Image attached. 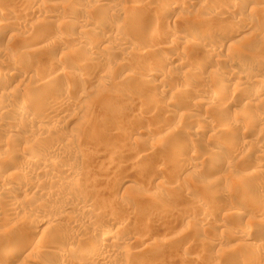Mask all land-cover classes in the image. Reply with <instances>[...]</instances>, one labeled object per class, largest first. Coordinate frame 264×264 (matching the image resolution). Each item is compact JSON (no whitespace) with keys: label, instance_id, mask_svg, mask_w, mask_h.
Returning a JSON list of instances; mask_svg holds the SVG:
<instances>
[{"label":"bare ground","instance_id":"bare-ground-1","mask_svg":"<svg viewBox=\"0 0 264 264\" xmlns=\"http://www.w3.org/2000/svg\"><path fill=\"white\" fill-rule=\"evenodd\" d=\"M19 1L21 3L25 2L24 5H22L23 7L18 9L19 10L18 13L20 12L21 14V16L19 17L20 20H14L15 18H13V15H16V14L12 15L11 13H9L11 8L8 9L6 13V9L4 8L5 9L4 10L0 7V43L4 42L6 37H8V40H9V41L7 40L8 43L6 42L7 44L4 47H3L4 43L3 45L1 44L2 46H0V131L2 132V134L1 132L0 134L3 135V133H6L5 131H8L10 133L9 140L2 141V138L0 140V192H1V195H0V229H4L7 227H8L7 229H9L10 225H8L9 221H7V219L10 220V223H11L12 219L16 218V221L14 220L16 225L14 224V227L12 225H11L12 227H10L11 229L10 235H13V236L14 234L20 235V233L18 232H21V233L26 232L24 234L26 236L28 231L29 232L31 231L33 235L36 237L37 233H42L41 235L42 237L41 236L40 237L42 238V241L43 239H45L44 240L45 242H43L45 244L41 243V238H40L37 240V242L34 245L31 244L28 247H24L22 245L23 239H21L23 236L18 235V237H21L20 238L21 240H18L16 237L9 236L11 239V242L7 243L3 250L0 248V264L10 263L13 258H18V257L20 258L21 256H24L23 258L24 259L26 258L28 260V257H25V255L26 254L29 255V253L31 254V252L33 251L35 252L39 251V253L44 254L45 257L48 258L47 262L43 261V263H40V264H131L132 261L135 262L136 264H145L142 258L145 257L144 255L147 254V251L150 248V246L147 245L148 243L145 246L149 248L143 247L145 249L144 250L141 247L142 245L140 244L141 249H136V251L134 250L135 253H132V252L130 253V250L127 249L128 246L126 245V243L128 244L132 240H134L133 239L134 237L132 238V236H134V230L131 229L129 226L131 221L132 223L134 222L133 224H136L135 219L140 218L141 220V218H143L145 222L144 218H147L146 220L147 223L150 225L153 224L151 226H154L158 222L157 214L159 215L161 214V212L163 213L165 212L166 216L168 214H171V211L168 209V206L167 208L166 207L160 208V206L157 205L158 202L160 203V204L158 203L159 205H161V203L164 202L163 201L165 197L163 196L164 194L163 195L160 194L161 198L163 197L162 200L160 199L159 195H155V194L154 195L149 194L148 196L144 195L142 197L141 196L140 197L130 196L131 198L128 196L130 201L129 199L125 200L126 197L121 198L122 200L120 198H119L120 200L118 199L119 203L121 201H122L121 203H124L121 205L122 207L115 205L117 207L116 208L113 205V203H116V202H117L116 204H118V201H116L118 196L115 195L114 192L112 193L111 186L110 187H108V185L106 186L105 183L108 182L107 180L111 176L113 178L115 173L118 172L116 170L122 171V170H126V168H130L133 172H136V174H138L137 175L138 177L139 175L141 176L142 173H145L143 170L144 168L143 164H146V162L153 161L154 155H156V151L159 149L158 146L154 145L153 148L147 149L142 153L138 162L134 160L135 158L130 161L129 159H127L128 161L125 162L126 158L124 157V154H123L124 153L123 148L127 147V145L126 146H120V145L116 146V145H113L112 141L111 143H107L106 139L108 138L105 139L107 135H110V137H112L114 135H117L118 132H121L123 130L122 129L123 126L121 125L125 124L123 122L126 120V118L124 120L123 115H121L122 113L121 114L118 113V116L116 119L117 121H115L114 125L110 126V123L105 122L106 118L103 119L104 116L102 117L96 116L98 118L97 120L93 119L95 117L90 116L91 117L90 119L89 114L87 113H89L92 107H95V106H90L91 108L88 107L90 110L87 108L89 110L88 112H86L87 117H84L85 115L82 114L84 115L82 117L85 119H82L80 114L74 113V115H78L77 116L78 119H82L83 121L89 117L86 120L87 122L85 121L86 124H84L86 130H83L81 128L82 129V130L80 129L81 131H77L78 129H76V132L74 131L73 132H63L59 129L60 128L59 126H62L61 124H65L66 121L67 122L69 121L68 119H71V117H75V116H72V113L69 114V111L71 110V108L74 109L75 107L77 108L81 106L80 103L85 100L86 94L88 93H86L87 90L84 89L85 87L84 84L87 83L88 85L90 80L92 81L93 78L94 80L98 79V81L99 79L101 81H105L107 78H109L108 77L109 72L107 71V68L109 69L110 68L109 65H112V64H109L111 62V59H110V62L108 63V60H106L107 58L103 57L102 54L103 52L110 51V49L113 48L111 46H113L114 44L117 45L116 47H114V50L115 51L117 50V53L119 52L123 54V56L126 55L127 57L124 56L123 58H120V60L117 63H114L116 67H113L114 66L113 64L112 66L113 71L110 68V70L113 72V75L115 76L119 74V70H121L122 73L121 75L120 74L118 75L119 78L117 79L116 82L114 83L112 82L110 86L108 85L109 88L106 87L107 88L106 91L105 89H103L105 92L104 91L103 92L99 91L98 93L96 92L97 94H100V100L103 101L104 99V103L107 102L108 100H114L111 98H113V96L115 97V94H116L115 92L117 90V87H119L120 84H121L120 86H122V84L125 85L126 83H131L132 86H134L135 88L133 92L134 96L136 95L138 97L140 96L146 97V100H145L146 103H145V106H143L144 110L142 111L147 113L148 109L151 106H153V104L155 103L154 100L156 97L155 98L152 97L153 95L152 89H147L146 91H144L145 92L144 93L143 92L144 87L147 88L148 86H151L153 88V85H154L155 86L154 88L156 89L157 87L167 88L169 86V90L171 91L170 88L172 87L170 86H173V85L172 84L170 85V82H169L170 75L177 76V79H178L177 81H179V84L178 85L176 84L177 86H174L177 88V90H175L173 93L171 92L172 94H175L174 98H178V96L180 98V96H182L183 99L185 98L187 100V105H188V101L192 102V105L189 102L188 106L190 108H195L196 106L198 107L202 106L200 107V108H204V110L202 111L207 110L205 111L207 113H208V110H211L213 112L211 114H214L213 117L216 116V118L214 119L218 118L217 124L214 123L216 122V120H213L212 122L211 118L206 117L204 114H195V113L189 114V111L188 110L186 111L188 112L187 114L188 117L190 115L189 118H191L193 121L203 124L202 126L204 127V129L205 128L210 129L211 131L214 130L215 135H217V137L220 136L219 140L217 142H214V144H217L216 146L210 147L209 151L208 150L205 151L206 149L202 150V151H205L204 154L203 152H201V150H199L201 154L198 153L197 149L199 148L196 149L199 143L194 148L189 147L190 149H188V152L187 153L185 152L186 154H188L186 155L187 157L185 156L188 159L183 158L185 159L186 166L183 169L182 173L180 172L182 176L189 177V175L191 174L194 175L198 169L206 166L207 167L206 171L208 173L210 172V176L211 177L216 176L215 182H217L218 180L223 181L224 179L225 181H227L226 184H228L231 182V180L230 182H228V179H230L229 177L231 175V170H232L231 168L234 167L240 170L236 174L237 178H239L238 180L240 179L248 180V178H252V175L254 173L253 176L257 178V180L255 178H252L251 180L254 179V184H255V180L257 181L255 184L256 185L255 187L261 189L263 186L264 188V181H262L263 179L260 176V174L264 173V140L262 139L264 137L263 136L264 132L262 133V131H264V126H263L264 114L258 113L260 111L257 109L255 110L258 104H261V102L264 103V74L257 75L258 69H256V67L259 64H261L262 66L264 64L260 63V61L262 60L260 59L258 60L256 57L253 56L255 53L251 55L250 52L252 51L253 48L250 46H253L254 42L253 44H251L252 42L250 41V43L247 45L249 41H247L246 39L248 36L249 38L248 40H252L253 37L258 35L256 37L261 38V39L263 38V41H264V35L263 37L261 35L264 33L262 32V30L264 29V0H255L256 5L250 6V7H248L249 3L248 1L246 2V0H217V1L214 0L213 1L214 3L211 1V3H213L214 5L211 4L210 2L207 3L208 1L206 2L205 0L204 1L202 0L203 3H200L201 4L200 6H199V3L196 2L195 0H149V2L147 0H134L133 2H131L132 0H128L130 6L127 4L128 2H126V0H97V3H93V5L90 4L91 2L89 3V0H19ZM19 1H18V4L20 3ZM146 1L148 4L150 3L151 5L149 6L146 3ZM109 2L110 4H107ZM130 2L132 4H130ZM88 3L92 6H95V7L97 6V8L99 6V9L101 7L100 10L106 9V11H104L106 13L100 11L102 13L98 14L96 12V14H93L92 12L93 10L91 12L90 11L85 12L86 10L84 11V8L86 7ZM142 3L145 5V7L147 6L146 8L152 6L154 9L158 11L157 13L160 12L159 13L160 15L162 14L167 19L169 18V20H171L176 14L182 17V20H183V17L185 16L190 17L191 16L190 10L187 12H183V10H181V12L183 13L181 12L178 13L177 10L179 9L185 10L187 8H191V5L193 6L194 4L195 6L196 4L198 5L197 6L198 9L196 11H198L199 16L202 15L200 13L204 11L205 13L209 15L211 14V16H214V18L215 17L228 18L231 15L235 14L234 13L235 10L243 9V11H241V14H243L242 12L245 13L248 11L246 14L249 18H247L246 15L243 14L244 16L243 15L242 16L244 18H241L242 17L241 16L239 17L238 21L234 22V20H232L233 17H235L234 15L231 18V20L234 23L231 21L232 24L229 25V27L226 26V28H224L222 31L219 30L221 35L214 36L215 38L213 39H210L207 36L209 38L208 39L204 36L197 35V32L194 35L183 29H179V30L178 29L172 30V29H166V28L161 29V27H164L166 25L164 24L166 23L165 21L164 22L161 21L162 24L161 23L159 24L160 28L158 30L157 28L156 29L155 28L146 29L145 25L141 22L143 19L142 20H138L140 18L137 19V16L142 17L141 13L137 12L138 7H140ZM126 4L129 6L128 7L129 9L127 8ZM0 6H1V3H0ZM141 6L143 7V5ZM146 8H143V9H146ZM156 10H153V11H156ZM16 12H17L16 9L14 12L12 11V13H16ZM106 14L112 17L117 16L119 17V19L121 18L123 22L121 21V22L112 24L113 21L112 22L109 21L108 16ZM150 14L151 13H149V15ZM17 16H19V14ZM17 16H14V17L17 18ZM40 16L43 18H39ZM255 16L260 17V25L257 24L258 26L253 25L254 23L252 24L253 21L256 22V20H253ZM29 17H31V19H29ZM34 17L35 19H33ZM203 17L205 19V16ZM204 19H202L203 22L205 20L207 22V19L205 20ZM250 19L253 21L251 22ZM194 22L192 26L193 25L197 26L198 21L197 23H194ZM257 22H259V20ZM159 25L156 24L157 27ZM259 26L262 28L260 29ZM130 28L135 30V32L137 30L136 33L140 32V34L136 35V33L133 31L134 35L136 36V37L133 36L134 38H137V36H140V37L144 36L148 38L150 43L148 42V45L146 47L147 49L146 48L144 49V46H143L144 50H140V48L134 47V45L133 47L131 46L132 44L129 43L131 40H129V42L127 41L128 38L131 37L130 35H128L130 34L128 33ZM198 28H201V27H198ZM252 28H257L258 30L260 29L262 33L260 32L261 34L259 33L257 34L256 29H254L252 30L256 33L254 35V32L250 30ZM104 30L106 32H104ZM202 30L200 31L202 32ZM249 30L252 33L248 32L250 34H245L241 38H238L239 34L242 35L243 33H246ZM205 31L207 32V30ZM79 32H81L82 35ZM133 32L131 34H133ZM77 33L80 34L79 35L80 37L77 36L78 35ZM206 35L208 34L206 33ZM216 35H218V33ZM249 36H252L251 39ZM133 37H131L130 39H132L134 42ZM159 39L163 41L164 39H167L166 42L164 43H168V42L170 43L169 45L168 44L165 45L169 49L170 53L167 52L166 55H163L165 53H163L162 55H160L161 53L160 54L158 53L160 50L157 51V49L160 48V46L161 48L162 46H164L162 44L163 42L159 41ZM138 42H137V45L139 44ZM42 43L44 44V46ZM109 43H112V45ZM40 44H42V46H40ZM141 44L143 45V42ZM65 45L67 48H70V49L67 51H63V52L61 50V53L58 54L57 51L59 49L66 48V47H63ZM179 45L181 47L180 48L181 50H178ZM262 45L264 46V44ZM176 46H178V49L177 48L175 49ZM256 47H254V49H256ZM259 48L262 49V51L264 52L263 50L264 47L259 45L257 49ZM199 52L202 55H199ZM263 52L261 53L263 54ZM156 53H158V56H156L157 55ZM224 53L230 54V56L229 54H227V56H229L228 59L225 58L228 60L227 61L228 64L231 67L232 65H239L240 67H242L241 71L235 72L233 69H230V67L229 69H226L223 66L225 64L223 62L224 61L226 62V60L222 62V65L218 66L220 60H222L221 59L222 55L223 56L225 55ZM134 54H137V55L141 54L140 56L141 58L143 57L142 55H144V57L145 55L151 56L152 57L151 60L154 57V59L156 58L155 59L156 65L155 64L154 66L152 65L150 69H147V68L145 69V67L147 66L149 67V64L146 65L144 64V62L139 63L138 65L134 63L133 66H131L133 62H131L130 58L133 57L132 55ZM248 54H250L252 57H249L250 55L248 56ZM199 56H202L203 59L205 58L207 60L206 61L201 60V59L197 60ZM243 58L248 59V62L241 63L243 61ZM172 60H175V62H177L178 64H175L174 67L172 66V68H169V70L167 71L168 72L167 74V72L164 69L165 68L164 65L165 63L170 64ZM134 66H135V69L133 68ZM216 66H218V68L222 66L226 69L225 71L223 68V70L225 71L223 72L226 73L225 75L226 77L224 75H220L223 72L219 73L218 72L219 70L216 68L218 70L217 75L218 76L220 75V76L219 77L217 76L218 77L217 79L214 78L215 76L213 73H215L216 75V69H215ZM131 69L132 71H130ZM136 69H138V71H135ZM139 70H145L146 73H142L143 71L140 73ZM93 72L95 74H92ZM164 73L167 75H165ZM211 75L214 77H212ZM63 76H67V77L63 79ZM208 76H210L211 79L213 78V80L218 81L216 84L217 86L213 90V92H210L209 91L210 89H208L209 87L202 83L204 82L206 84L204 79L207 78ZM210 77H209V80H210ZM155 78H157V81L155 80ZM232 78L236 80V84L238 85L237 87H243L242 90H238L239 94H240V91H243V92H246L245 96H242L241 95L242 93L240 94L241 96L238 94L237 96L233 94L235 92L237 93V89H238L237 87L236 88L234 87L236 91L234 90L232 91L233 95L230 93L231 91L229 92L228 89H227L228 91L225 89L226 86L227 88L229 87L232 88L231 86H233L232 85L233 83H230V81L233 82ZM193 81L199 82L198 87L196 84V87L198 88V90L197 88L195 90L198 92H195L192 89ZM215 83L213 84L215 85ZM13 84L15 85L13 86ZM191 89H192V92H195V94L191 93ZM223 89L226 90L225 93L222 91ZM190 94H193V99L191 98V100H190V97L192 96ZM188 95H190L189 98H188ZM121 96L123 95L121 94ZM169 97L172 98L170 95ZM162 99L163 97L161 98V101H163ZM238 99H241V100H238ZM100 100H99V103L101 102ZM242 100L244 101L246 100L245 105L247 106V108L248 106L251 107L252 110H254L253 112L254 113L257 112L258 114L256 113L257 115L254 114L255 115L254 116L252 113L248 112L249 114H246V115L243 114L242 117L240 116L239 118H230L228 115L231 113L232 105L234 103H238V102L240 103V101ZM158 101H159V98H158ZM111 105L112 104H110V106ZM188 106L185 105L184 107H188ZM247 108H246V111H247ZM263 110H264V107H263ZM92 112L94 114L93 110ZM91 114L92 113H90V115ZM100 114H102V112ZM125 116H128V115H125ZM77 117L75 118L77 119ZM132 117L129 118L131 120H127V123H128V124L126 123L127 126L126 124L124 126L128 127L126 131H128V129L130 130V128H133L131 130H133L132 133H134V131L136 132L138 131L137 130L138 128L134 129V127L136 126L135 123L138 118H136V115L133 118ZM183 118H186V116ZM247 128H250V129L252 128L251 130L253 131L254 129L256 131L261 129V132H256V131L252 132L250 130L251 132L247 133L246 132ZM147 129L146 131L144 129V132H148L150 130V128L148 127ZM91 130L93 132H91ZM192 130H190V132ZM200 130L201 131H198L196 129V131L191 133L197 140L201 139V137L204 136L203 128ZM144 132H137V134L142 135ZM166 133L163 135H166ZM257 133L258 135L255 136V134ZM167 134L170 135V133H167ZM236 135H238V139H240L241 142L239 141V143H236L238 145H235V143L232 144L233 142L231 141L232 145H229L230 139L233 137H236ZM259 136L262 138H260ZM96 137L98 139L97 142H95L96 139L94 140V138ZM163 137H162V140L164 141ZM166 137H168V135H166L165 138ZM251 137H254V138L250 139ZM168 138H166L165 141ZM5 139L6 138H3V140ZM238 139L236 141H238ZM144 140H147V139H144ZM107 141L110 142V140H107ZM140 141L142 142L143 140H140ZM239 144L244 148L248 147L250 149V150L247 149L248 151L244 150L246 153L248 152L247 154H250V151L252 149L253 155H255L254 159L256 160L258 158L260 159L261 168L258 166L259 165L258 162L257 163L255 162L254 165L250 163L251 165L255 166V167L252 166L253 168L251 167V165L242 164L241 160H243L245 156L243 153L245 152H238V151H243L241 149L239 150V148L237 147V146H240ZM200 149H202V147ZM134 151H136V149ZM129 152H133V151H129ZM129 152H128V156H130L131 154ZM179 153H175V156L173 153L172 154L173 157L171 156V158L173 160L176 158L177 160V156ZM104 154H106L107 159L109 160L108 162L106 161L105 163L106 167L105 165L102 166V164H104L103 161L105 159ZM125 156L127 157V155ZM171 158H170V161H172ZM254 159H249V160L252 161ZM183 165H185V163ZM249 166L251 167V169L248 168ZM162 171L163 170H161V172ZM180 173L178 176L176 175L174 177L176 179L174 181L183 180V179H180V177L182 178ZM219 175L221 176L219 177ZM106 177L107 178L109 177V178L106 179ZM178 178L180 180H178ZM105 179L107 182L103 181ZM140 180L139 179L136 181L129 180L126 182H133L139 185V183H141ZM222 181L220 183H222ZM14 183H15V186H13ZM34 183H37L38 186L36 187V184L34 186ZM251 183L253 184V181L250 182V185H248L249 188L251 186ZM40 185L41 186L43 185L44 187L42 186V188L40 189L39 188ZM212 185L210 186L212 187ZM221 185H224V183ZM205 186H208V185H205ZM203 188L205 189V187ZM263 188L261 189V192L258 194H256L257 192H259L258 189L257 190L255 189L257 191L255 193L254 191L251 192L247 188L248 192L250 191L251 193H249L247 196L248 200L247 199L246 200L248 202H246V204L247 203L248 205L252 204L253 207L251 206V208L255 209V211L251 209L253 212L252 214L254 215V216L252 215L253 217L251 216L252 219H250L251 217L249 216L250 221L248 222H250L249 223L250 227L246 228V226H244L245 228L241 227L240 229L238 228L234 230L230 229L231 231L230 230L227 231V232L230 231L232 233L231 235L235 236L234 238L238 237L243 242V243H240L242 245L241 250L244 249V251L246 252L250 251L251 253L253 251V252H256L257 254H260L259 257L257 258L250 256L251 258L252 257L254 258V262H255V259H257V262L256 263L252 262V264L253 263L254 264H264V189ZM227 189L228 187L226 188V190ZM6 190H8V192L11 191L15 193L17 196L19 195L21 196L24 193L27 195V193L30 192L31 199L30 197H28V200H27V198L25 197L26 195L24 194L22 196L25 199L22 198L20 200L16 195L15 197H12L10 195L11 193H9V197H8L9 201L5 203L6 201H4V198L6 194L4 191ZM236 190L240 191L238 189ZM228 191L229 190H227L226 192L230 196L231 194L229 193L231 190L229 192ZM105 193L106 195L104 196ZM213 193L214 192H212L211 194ZM34 194L36 197H37V194L38 195L40 194L42 196L40 198L39 197L36 198L34 196L36 198L35 199L33 197ZM101 195L104 197H101ZM222 195L223 197L225 195L228 196L226 193L224 195L223 192H222ZM58 198H61L60 200L62 199L68 200L67 204H65L64 206V209L69 210V211L77 210L80 213L79 215H76L77 217L75 216L72 219L70 218L71 222L69 221L66 228L63 227L64 230H62L63 229L62 228L61 231H58L59 230L58 228L65 225V224L61 225L63 223L61 222L60 224L61 226L57 228V232L50 233L52 230L50 231L48 228V230L50 231L48 232L47 227L51 226L52 222H54L55 220H58L59 218H55L54 215L48 211L49 210L48 207L50 204H48L47 202L48 201L54 202ZM230 198L232 197H229V199ZM234 198L239 204H242L243 202L241 201L242 198L233 197V200ZM60 200L58 201L60 202ZM160 200L162 202H160ZM2 201H4L5 204ZM229 201L230 203L232 202L231 200ZM201 202L203 201L201 200ZM201 202L198 200V201H195L194 203L196 204V206H200L202 204ZM222 202L224 204V200L221 201V203ZM216 204H218L219 206L220 201ZM226 204L227 203H225L224 206ZM163 205L165 204H162V206ZM147 206L151 207L150 210H152V208H158L159 211L155 212V214L153 215L151 211L150 212L151 214L147 215V213L145 212V207ZM122 208H124V210H121ZM125 208L131 214H129ZM240 208H237V206L229 207L228 205L227 209H225L226 212L223 215V217L227 218L228 220L231 219V220H236V221L242 218L245 219L248 213L246 209H243V208L240 209ZM213 210L214 209H212V211ZM36 212H39L40 215H42L41 216L42 218L40 221L36 219L33 222V220H31V216H33L34 213L36 214ZM208 212H211V211H208ZM54 214L57 215V213H54ZM175 214L178 215L177 213ZM209 214L210 213L205 214L206 217L202 215L203 218L202 217L198 218L199 215L196 218V217H193L192 215L186 214L187 216H183L181 218H182V221L183 220L186 221L189 226L193 225L192 227L196 226L197 228V227H200L201 225V229H203L204 228L203 225L205 224L206 225L211 224V226H214V224L212 225V223L213 221H216L217 219V216L215 214H210L212 216H210ZM58 215L60 216V214ZM164 215L161 214V216H164ZM156 216H157V219H156ZM10 217H12V219H10ZM62 218L63 217L61 216L60 219ZM32 219H35V218L32 217ZM29 220H31V222ZM66 220L68 221V219ZM147 223L145 222V225H147ZM45 224H47L46 225L47 231H45V229L43 228ZM215 226L218 227L219 225L217 224ZM144 228L147 229L149 227H144ZM206 228L208 227L206 226ZM215 228L213 227V229ZM7 229L5 230V232H7ZM15 230L18 232H16ZM149 232H152V231H149ZM148 235L149 234H147V236ZM31 237L32 236H30V238ZM215 237L216 236H214V238ZM205 246H208V245H205ZM186 256L188 258V255ZM29 258H30V255H29ZM24 262L25 260H23V263ZM27 264H29V262Z\"/></svg>","mask_w":264,"mask_h":264},{"label":"rangeland","instance_id":"rangeland-1","mask_svg":"<svg viewBox=\"0 0 264 264\" xmlns=\"http://www.w3.org/2000/svg\"><path fill=\"white\" fill-rule=\"evenodd\" d=\"M19 1V0H18ZM18 1L17 0H0V3H1V8L2 9H6V13H7V11H8V9H10V12L9 13H11L12 15L13 14H16V15H13V18H15L14 20H20V16H21V14H20V12L18 13V9L19 8H22L23 6L22 5H24V3L25 2H20L19 4H18ZM134 0H132L131 2H133ZM148 2H149V0H147ZM147 1H146V3H147ZM196 2H198L199 3V6L201 5L200 3H203V1L202 0H195ZM200 1V2H199ZM202 1V2H201ZM207 3H211V1L213 2L214 0H205ZM215 1H217V0H215ZM248 1V7H250V6H254V5H256V3H255V0H252V1H250V0H246V2ZM91 2V3H90ZM126 2H128L127 4L129 5V1L128 0H126ZM130 2V4H132ZM16 3V4H15ZM71 3V2H70ZM69 3V4H70ZM89 3L90 4H92L93 5V3H97V0H89ZM87 4L86 5V7L84 8V11L85 12H87V11H92L93 12V14H96V12L98 13V14H100V13H102V12H104V11H106V9H102V10H100L101 9V7H100V9H99V6H98V8H97V6L95 7V6H92V5H90V4ZM145 3V2H144ZM145 3V4H146ZM214 3V2H213ZM213 3H211V4H213ZM252 3V4H251ZM72 4V3H71ZM70 4V5H71ZM107 4H110V2L109 3H107ZM126 4V5H127ZM148 4V3H147ZM146 4V5H147ZM17 5V6H16ZM127 5V8L130 6H128ZM141 5H143V7L141 6ZM140 5V7H138V11L137 12H139V13H141V15H142V17H140V16H137V19L138 18H140V19H138V20H142L141 22L145 25V28L146 29H151V28H157V30L160 28V23L162 24V22H166V23H164V24H166L164 27H161V29L162 28H166V29H174V30H179V29H183V30H186V31H188L189 33H191V34H194L195 35V33L197 32V35H200V36H204V37H206V38H210V39H213V38H215L214 36H219V35H221L220 34V32H219V30L220 31H222L224 28H226V26L227 27H229V25H231L232 24V20H234V22L235 21H238L239 20V17H241L243 14L244 15H246V17L247 18H249L248 16H247V10H245V11H247V12H242L243 14H241V11H243V9L241 10V9H238V10H235V17H233L234 15H231L230 17H228V18H218V17H215L214 18V16H211V14L209 15V14H207V13H205L204 11H202V13H200V14H202V15H200L199 16V14H198V11H196L197 9H198V5L196 4V6H195V4L192 6L191 5V8H187V9H179V10H177V12L179 13V12H181V10H183V12H187V11H191L190 12V17H183V20H182V17H180V16H178L177 14L176 15H174V17L171 19V20H169V18L167 19L165 16H163L162 14V16L159 14V13H157L158 11L156 10V9H154L152 6L151 7H148V8H146L145 7V5L142 3ZM149 6L151 5L150 3L148 4ZM214 5V4H213ZM3 6H5V7H3ZM7 7V8H6ZM9 7V8H8ZM18 7V8H17ZM107 7V6H106ZM105 7V8H106ZM142 7V8H141ZM193 7H194V9H193ZM14 8V9H13ZM140 8V9H139ZM143 8H146V9H143ZM4 9V10H5ZM15 9H16V13H12V11L14 12L15 11ZM129 9V8H128ZM142 9V10H141ZM145 10V11H144ZM152 10V11H151ZM153 10H156V11H153ZM100 11H102V12H100ZM142 11V12H141ZM199 11H201V10H199ZM237 11V12H236ZM183 12H181V13H183ZM195 12H196V14L198 15H196L195 14ZM240 12V13H239ZM19 14V16H17L18 14ZM104 13H106V12H104ZM149 13H151L150 15H149ZM159 14V15H158ZM203 14H205V15H203ZM207 14V15H206ZM237 14V15H236ZM241 14V15H240ZM107 16H108V19H109V21H113L112 22V24L113 23H117V22H123V20L120 18L119 19V17H112V16H109L108 14H106ZM149 15V16H148ZM243 15V16H244ZM14 16H17V18L16 17H14ZM154 16V17H153ZM197 16V17H196ZM203 16H205V19H207V22H206V20L204 19V17ZM241 17V18H244V17ZM111 17V18H110ZM149 19H148V18ZM159 17V18H158ZM199 17V18H198ZM201 17V18H200ZM213 17V18H212ZM233 17V19L231 20V18ZM237 17V18H236ZM245 17V18H246ZM256 17V16H255ZM255 17H254V19L253 18H251V19H253V20H256V22L259 20V22H255V21H253V20H251V22H252V24L253 25H256V26H258V25H260V17L259 16H257L256 17V19H255ZM28 18V17H27ZM39 18H43V17H39ZM38 18V19H39ZM158 18V19H157ZM186 18V19H185ZM192 18V19H191ZM29 19H31V17H29ZM33 19H35V17L33 18ZM37 19V18H36ZM111 19V20H110ZM191 19V20H190ZM199 19V20H198ZM202 19H204L205 21L203 22V20ZM212 19V20H211ZM230 19V20H229ZM258 19V20H257ZM68 20H70V19H68ZM125 20V19H124ZM160 20V21H159ZM198 21V23H197V21ZM211 20V21H210ZM143 21H145V22H143ZM162 21V22H161ZM194 21H196V22H194ZM209 21V22H208ZM232 21V22H231ZM190 22V23H189ZM192 22V23H191ZM193 22L194 23H197L198 25L197 26H195V25H193L192 26V24H193ZM200 22V23H199ZM231 22V23H230ZM233 22V23H234ZM147 23V24H146ZM149 23V24H148ZM176 23V24H175ZM154 24V25H153ZM156 24L157 25H159L158 27L156 26ZM200 24V25H199ZM211 24V25H210ZM258 24V25H257ZM170 25V26H169ZM191 25V26H190ZM150 26H152V27H150ZM167 26V27H166ZM174 26V27H173ZM176 26V27H175ZM181 26V27H180ZM170 27V28H169ZM180 27V28H179ZM198 27H201V28H198ZM255 27V26H254ZM260 27V26H259ZM259 27H257V28H259ZM221 28V29H220ZM257 28H252V29H250L251 31L252 30H254V29H256V31H257V34L259 33V34H261L262 32H264L263 30H262V32H261V28L262 27H260V31L257 29ZM202 30V32L200 31V30ZM107 30V29H106ZM131 30V31H130ZM193 30V31H192ZM199 30V31H198ZM205 30H207V32L205 31ZM247 31L246 33H243L242 35L241 34H239V37L238 38H241L242 36H244L245 34H250V33H252V32H254V31ZM135 32V30H133L132 28H130L129 29V32L128 33H130V34H128V35H130L131 37H133V36H135L134 35V32ZM214 31H215V33H214ZM104 32H106L105 30H104ZM133 32V34H131ZM136 32H137V30H136ZM135 32V33H136ZM139 32V31H138ZM248 32H250V33H248ZM261 32V33H260ZM80 34H81V32H79ZM79 33H77L78 35L77 36H79L80 34ZM199 33V34H198ZM203 33V34H202ZM206 33L208 34V35H206ZM218 33V35H216ZM137 34H140V32L139 33H136V35ZM256 33L254 32V35H255ZM82 35V34H81ZM127 35V36H128ZM253 35V36H254ZM262 35V37H263V35H264V33L263 34H261ZM129 36V37H130ZM143 36V35H142ZM208 36V37H207ZM211 36V37H210ZM256 36H258V35H256ZM255 36V37H256ZM80 37V36H79ZM130 37V38H131ZM136 37V36H135ZM250 37V39H251V37L252 36H249ZM255 37H253L252 38V40H248L249 38H248V36H247V41H249L248 43H247V45L250 43V41L252 42L251 44H253V42H254V44H253V46H250V47H252L253 49H252V51L250 52L251 53V55H253L254 53V57H256L258 60L260 59V60H262V61H260V63H262V64H264V52L262 51V49H257L258 47H259V45H261L262 47H264L262 44H264V41H263V38L261 39V38H258V37H256V39H255ZM7 38V39H6ZM5 38V41L4 42H2V43H0V46H2L3 45V43H4V45H3V47L8 43V37H6ZM130 38H128V42H129V40H131L129 43L130 44H132L131 46L133 47V45H134V47H137V48H140V50H144L146 47H147V45H148V42H149V40H148V38H146V37H140V36H137V38H134L133 37V39H134V42H133V40L132 39H130ZM140 38V39H139ZM208 38V39H209ZM10 39V38H9ZM137 41H136V40ZM147 39V40H146ZM8 40V41H7ZM140 40V41H139ZM144 40H145V42H144ZM166 40L167 39H164V41L163 40H160L159 39V41H162L163 43V45L164 46H162V48H161V46H160V48H158L157 49V51L158 50H160L158 53L160 54V55H162L163 53H165V54H163V55H166L167 54V52L168 53H170V51H169V49L167 48V46H165V45H169L170 43L168 42V43H164V42H166ZM257 40V41H256ZM259 40V41H258ZM139 41V42H138ZM244 41V40H243ZM260 41H262V42H260ZM7 42V43H6ZM137 42L139 43L138 45H137ZM143 42V45L141 44ZM147 42V43H146ZM255 42H256V44H255ZM15 43V42H14ZM146 43V44H145ZM150 43V42H149ZM244 43H246V42H244ZM243 43V44H244ZM2 44V45H1ZM43 44V43H42ZM42 44H40V46H42ZM109 44H111L112 45V43H109ZM141 44V45H140ZM246 45V44H245ZM257 47H256V46ZM43 46H44V44H43ZM117 45L116 44H114L113 46H111V47H113V48H111L110 49V51H106V52H103V54H102V56L103 57H106L107 59L106 60H108V63L110 62V59H111V62L109 63V64H112V65H109V67L111 68V70H112V66H113V64L114 63H117L119 60H120V58H123L124 56L125 57H127L126 55H124L123 56V54H121V53H117V50L115 51L114 50V47H116ZM142 46V47H141ZM143 46H144V49H143ZM38 47H39V45H38ZM63 47H66V45L65 46H63ZM254 47H256V49H254ZM36 48V47H35ZM142 48V49H141ZM178 49V46H176L175 47V49ZM181 47H180V45H179V49L178 50H181L180 49ZM70 48H62V49H59L58 51H57V53L59 54V53H61V50H62V52L63 51H67V50H69ZM113 49V50H112ZM147 49V48H146ZM256 50V51H255ZM263 50H264V48H263ZM258 52H260V53H258ZM261 52H263V54L261 53ZM109 53H111V54H109ZM140 53H141V51H140ZM158 53H156L155 55L156 56H158ZM116 54H117V56H116ZM225 55V57L222 55V60H220V62H219V64H218V66L219 65H222V62L224 61V60H226V62L224 61L223 63H225L223 66L226 68V69H229V67H230V69H233L235 72L236 71H241V68L242 67H240L239 65H232V67L228 64V57L230 56V54L229 53H224ZM227 54H229V56H227ZM134 55H135V57H134ZM134 55H132L133 57H131L130 58V60H131V62H133L132 63V65L131 66H133V64L135 63L136 65H138L139 63H143L144 62V64H146V65H148L149 64V67L147 66V67H145V69L147 68V69H150V67H152V65L154 66V64L156 65V63H155V59H154V57H153V59L151 60V56H148V55H145V57L146 56H148V57H144V55H142L143 57L141 58L140 56H141V54H139V55H137V54H134ZM199 55H202L200 52H199ZM250 54H248V56H249ZM249 56V57H252V56ZM121 56V57H120ZM171 56V55H170ZM140 57V58H139ZM261 57H262V59H261ZM119 58V59H118ZM135 58H136V60H135ZM224 58V59H223ZM225 58H227V59H225ZM116 59V60H115ZM142 59H144V60H142ZM148 59V60H147ZM204 60V61H206L207 59H203V57L202 56H199L198 57V59L197 60ZM135 60V61H134ZM176 60V59H175ZM175 60H172V62L170 63V64H166L165 63V65H164V69H165V71L167 72L168 70H169V68H172V66L174 67L175 66V64H178L177 62H175ZM141 61V62H140ZM148 62V63H146V62ZM152 61H153V63H152ZM241 61H242V59H241ZM174 62V63H173ZM246 62H248V59H246V58H243V61L241 62V63H246ZM151 64V65H150ZM135 65V66H136ZM226 65V66H225ZM135 66L133 67L134 69H135ZM218 66H216L215 67V69H216V75H215V73H213L214 74V76H212V77H214V78H218L220 75H226V73H224L225 71H226V69L224 68V67H222V66H220L219 68H218ZM113 67H116V65L114 64V66ZM238 67V68H237ZM263 67V68H262ZM110 68L108 69L107 68V71L109 72V75H108V77L109 78H107L105 81H101L100 79H99V81H98V79H96V80H94V78H93V80L91 81L90 80V82L88 83V85H87V83H85L84 84V89L85 90H87L86 91V93H88V94H86V98H85V102L84 101H82L81 103H80V105L81 106H79V107H75L74 109L73 108H71V110L69 111V114L70 113H72V116H75V117H77L78 115H74V113L75 114H80V116H81V118L82 119H85V118H83L82 116H84V117H87L86 116V112H88L90 109L88 108V107H90V106H95V107H90L91 108V110L89 111V113H87V114H89V117L90 116H93V117H95V118H93L94 120L96 119H98L96 116H98V117H102V116H104L103 117V119L104 118H106V120H105V122L106 123H110V126H112V125H114L115 124V121H117L116 119H117V116H118V113L119 114H121V115H123V118H124V120H125V118H126V120L123 122V123H127V120H131V119H129V118H131L132 116L134 117L135 115H136V118H138L137 119V121H136V126L134 127V129H137L138 131L137 132H144V129H145V131H146V129H147V127L148 128H150V132L148 131V132H144L142 135H138L137 134V132L136 131H134V133H132V131L133 130H131V129H133V128H130V130L128 129V131L130 132H128V131H126L127 130V128L128 127H126L127 126V124H126V126H124V125H121V126H123L122 127V131L121 132H118L117 133V135H114V136H112V137H110V135H107L106 137H105V139L106 138H108V139H106V142L107 143H111V141H112V143H113V145H116V146H126L127 145V147H125V148H123L124 149V157L126 158V160H125V158H124V160H125V162L126 161H128L127 159H129V161L130 160H133L134 158V160H136V162H138L139 161V159H140V156L142 155V153L145 151V150H147V149H150V148H153L154 147V145H156V146H158L159 147V149L156 151V155H158V156H156V155H154V159H153V161H150V162H146V164H143V166H144V168H143V170H144V172L145 173H142L141 174V176L139 175V177L137 176L138 174H136V172H133L130 168H126V170H122V171H120V170H116V171H118V172H116L115 173V175L113 176V178H112V176L108 179L107 177H106V179H108L107 181H106V179L105 180H103L104 182L106 181L107 183H105L106 184V186L108 185V187H112L111 189H112V193L114 192V194L115 195H117L116 197H117V199H116V201H118V199L120 198H125V200H127V199H129V197L131 196H144V195H146V196H148L149 194L150 195H159V197H160V199L162 200L163 199V197L161 198V195H163V196H165L164 197V199H163V203H161V205H159L157 202V205L158 206H160V208H162V207H166L167 208V206H168V209L171 211V214H173V215H171V214H168L167 216H166V213H165V215H164V213L163 212H161V214L162 215H164V216H161V214H157V216H158V219L159 220H161V221H159L158 219H157V216H156V219H157V223L154 225V226H151V225H153V224H148L147 223V218H144L145 219V222L147 223V225H145V222H144V220H143V218H141V220H143V221H141L140 220V218H138V219H135L136 221H135V223L136 224H133L132 223V221H131V223H130V228L131 229H133L134 230V236H132V238L134 239V240H132L130 243H126V245L128 246H126L127 247V249L128 250H130V253L132 252V253H135V251H136V249H141V247L143 248V247H146V248H149V247H147V246H145L147 243V245H149L150 246V248L148 249V251H147V254H145L144 256L146 257V259H145V257H143L142 258V260H143V262L145 263V264H252V262H254V258H257V257H259V255L260 254H257L256 252H251L250 253V251H244V249L243 250H241L242 248V245L240 244V243H243L238 237L237 238H234L235 236L233 235H231L232 233L230 232L231 230L230 229H232V230H234V229H240L241 227L243 228L244 226H246V228H249L250 227V225H249V223L250 222H248V221H250V219H252V217L254 216L252 213V210H254L255 211V209H253V208H251V206H252V204L251 205H248V203L246 204V202H248L247 200V196H248V194L249 193H251L252 191H254L255 193L257 192L256 190L258 189V191L259 192H257L256 194H258V193H260L261 192V189L263 188V186H262V188L260 189V188H256L255 186V184H256V180H257V178H255L253 175H254V173H253V175H252V178H255L256 180H255V184H254V179L253 180H251L252 178H248V180L247 179H240V180H238L239 178H237V173L240 171L239 169H236V168H234V167H232L231 169V175H230V179H228V182H230V180H231V182L230 183H228V184H226L227 183V181H225L223 178V181H222V183H220L221 181L220 180H218L217 182H215L216 180V176L214 177V176H210V172L208 173L207 171H206V166H204V167H199L200 169H198L196 172H195V174L194 175H189V177H185V176H182V171H183V169L185 168V166H186V162H185V159H188V158H186L187 156L186 155H188V154H186L187 152H188V149H190V148H194V147H196L197 146V144H198V147H196V149L197 148H199V149H197L198 150V153H200L201 154V152H203V154H204V152L205 151H209V149H210V147H212V146H216L217 144H214V142H217L218 140H219V137H217V135H215V133H214V130H210V129H204V127L202 126L203 124H200L199 122L197 123L196 121H193L191 118H189L190 117V115H189V117H188V112L186 111V110H188L189 111V114L190 113H192V114H204L206 117H210L211 118V120H212V122H213V120H216V122H214L215 124H217L218 123V121H217V119H214V118H216V116L215 117H213L214 116V114H211V113H213L211 110H208V113L207 112H205V111H207V110H205V111H202V110H204V108H200V107H202V106H200V107H198V106H196L195 108H190L188 105H189V102L190 101H188V105H187V100L184 98L183 99V97L182 96H180V98H179V96H178V98H174L175 97V94H172L175 90H177V88L176 87H174V86H177L178 84H179V81H177L178 79H177V76H175V75H170V79H169V82H170V85L172 84L173 86H170V87H172V88H170L171 89V91L169 90V86L166 88V90H165V88H154L155 86L153 85V88L151 87V86H148L147 88L146 87H144V89H143V92L144 91H146L147 89H152V93H153V95H152V93H151V95H152V97H156L155 98V103L153 104V106H151L150 108H152V109H148V111H147V113H145L144 111H142V110H144L143 108V106H145V103H146V97H142V96H140V97H138V96H134V90H135V88H134V86H132V84L131 83H126L125 85H123L122 84V86H120L119 85V87H117V90H116V94H115V97L113 96V98H111V99H114V100H108L107 102H105L104 103V99H103V101L102 100H100V94H97L99 91H101V92H103L104 90L103 89H105V91L107 90V88H109V86L112 84V82L114 83V82H116L117 81V79L119 78V74L121 75V73H122V71L121 70H119V74L118 75H113V70L111 71L110 70ZM132 68V69H133ZM223 68H224V70H223ZM114 69V68H113ZM116 69V68H115ZM132 69L130 70V71H132ZM214 69V70H215ZM221 69V70H220ZM240 69V70H239ZM256 69H258L257 70V75H262V74H264V65L262 66L261 64H259L257 67H256ZM118 70H116V71H118ZM121 71V72H120ZM135 71H138V69H136ZM143 71V72H142ZM217 71L220 73V72H223V73H221L219 76L217 75L218 73H217ZM111 72H112V74H111ZM139 72L141 73H146V71L145 70H139ZM165 72V73H166ZM228 72V71H227ZM164 73V74H165ZM92 74H95L94 72L92 73ZM114 74H116V73H114ZM163 74V73H162ZM167 74H168V72H167ZM167 74H165V75H167ZM111 75H112V77H111ZM116 78H115V77ZM173 76V77H172ZM218 76V77H217ZM65 77H67V76H63V79H65ZM111 77V78H110ZM172 77V78H171ZM209 77L210 76H208L207 78H205L204 80H205V82H206V84L204 83V82H202L204 85H206V86H208L209 88L208 89H210L209 91L210 92H213V90L216 88V84H217V82L218 81H215V80H213V78L211 79V77H210V80H209ZM221 77H223V76H221ZM226 77V76H225ZM67 79V78H66ZM163 79H164V77H163ZM207 79V80H206ZM155 80L157 81V78H155ZM159 80V79H158ZM173 80V81H172ZM213 81V83H215V85L212 83V81ZM101 81V82H100ZM172 81V82H171ZM208 81V82H207ZM215 81V82H214ZM232 81L233 82H231L230 81V83H233L232 85L233 86H231L232 88H230L229 86L231 85H229L228 87L230 88H227V86H226V90L228 89L229 90V92L232 94V91L234 90V91H236V89H234V87L236 88L238 85L236 84V80L235 79H233L232 78ZM110 82V83H109ZM168 82V83H169ZM235 82V83H234ZM194 83V84H193ZM193 83H192V85H193V87H192V89L195 91L196 90V88L199 86L198 84H199V82L198 81H193ZM64 84V83H63ZM62 84V85H63ZM177 84V85H176ZM196 84H197V87H196ZM236 86H235V85ZM15 84H13V86H14ZM109 85V86H108ZM87 87V88H86ZM107 87V88H106ZM118 88H119V90H118ZM123 88V89H122ZM129 88V89H128ZM238 89H237V93L235 92V93H233L234 95H236L237 96V94L238 95H240L241 93V95L242 96H245V94H246V92H243V91H240V94H239V91L238 90H242V88L243 87H237ZM240 88V89H239ZM102 89V90H101ZM172 89H173V91H172ZM192 89H191V93H193V94H195V92H198V91H195V92H192ZM200 89V88H199ZM225 89H223L222 91L225 93L226 92V90ZM232 89V90H231ZM197 90H198V88H197ZM227 90V91H228ZM89 91H91V92H89ZM94 91V92H93ZM104 91V92H105ZM154 91V92H153ZM167 91V92H166ZM97 92V93H96ZM124 92V93H123ZM143 92H141V93H143ZM172 92V93H171ZM145 93V92H144ZM121 94L123 95V96H121ZM163 97V101H161V96ZM166 94V95H165ZM193 94H190L192 97H190V95H188V98L190 97V100H191V98L193 99ZM232 94V95H233ZM244 94V95H243ZM88 95V96H87ZM97 95H99V96H97ZM169 95L172 97V98H170L169 97ZM240 95V96H241ZM98 97H99V99H98ZM102 97V96H101ZM121 97H123V98H121ZM133 97V98H132ZM176 97H177V95H176ZM158 98H159V101H158ZM182 98V99H181ZM125 99H126V101H125ZM140 99V100H139ZM170 99V100H169ZM99 100L101 101L100 103H99ZM131 100V101H130ZM179 100V101H178ZM183 100H185V101H183ZM189 100V99H188ZM238 100H241V99H238ZM156 102H158V103H156ZM161 102V103H160ZM183 102V103H182ZM186 102V103H185ZM243 102V103H242ZM108 103H110V104H112L111 106H110V104H107ZM191 103V105H192V102H190ZM245 103H246V100L244 101V100H242V101H240V103L238 102V103H234L233 105H232V109H231V113L228 115L230 118H239L240 116L242 117V115L243 114H249V113H252L253 115L254 114H256V113H254L253 111L254 110H252V108L251 107H249L248 106V108H247V106L245 105ZM262 103L263 102H261V104H258L257 106H256V108L255 107H253V108H255V110L257 109V110H259L260 112H258V113H263L264 114V110H263V105H264V103H263V105H262ZM31 104V103H30ZM99 104H100V106L101 105H103V106H99ZM106 104V105H105ZM186 106H188V107H184L185 105ZM236 104V105H235ZM255 104V103H254ZM134 105V106H133ZM261 105H262V107H261ZM127 106V107H126ZM157 106V107H156ZM181 106V107H180ZM246 106V107H245ZM106 107V108H105ZM160 107V108H159ZM178 107V108H177ZM191 107H193V106H191ZM198 107V108H197ZM258 107H260V108H258ZM89 110H88V109ZM94 108H95V110H94ZM102 108V109H101ZM108 108V109H107ZM115 108V109H114ZM132 108V109H131ZM186 108V109H185ZM246 108H247V111H246ZM249 108H251V109H249ZM97 109V110H96ZM99 109V110H98ZM107 109V110H106ZM137 111H136V110ZM249 109V110H248ZM84 110H86V111H84ZM92 110L94 111V114H93V112H92ZM153 110V111H152ZM106 111V112H105ZM110 111V112H109ZM118 111H120V112H118ZM142 111V112H141ZM170 111V112H169ZM262 111V112H261ZM102 112V114H100ZM124 112V113H123ZM131 114H130V113ZM141 112V113H140ZM145 114H144V113ZM187 112V113H186ZM244 112V113H243ZM249 112V113H248ZM90 113H92L91 115H90ZM112 113V114H111ZM126 113V114H125ZM137 113H138V115H137ZM153 113V114H152ZM174 113H175V115H174ZM184 113V114H183ZM257 113V114H258ZM82 114H84V115H82ZM97 114V115H96ZM99 114V115H98ZM115 114V115H114ZM128 115V116H125V115ZM139 114H141V115H139ZM170 114H171V116H170ZM182 114V115H181ZM208 114V115H207ZM210 114V115H209ZM256 114V115H257ZM107 115V116H106ZM251 115V114H250ZM252 115V116H253ZM125 116V117H124ZM139 116V117H138ZM186 116V118H183V117H185ZM255 116V115H254ZM71 117V116H70ZM75 117H71V119H68L69 121L67 122H65V124H61L62 126H59L60 128V130L61 131H63V132H76V129H78L77 131H81L82 129L83 130H86V128H85V126H84V124H86V120L89 118H86V120H82V119H78V117H77V119L75 118ZM108 117V118H107ZM132 117V118H133ZM149 117H150V119H149ZM213 118V119H212ZM90 119H91V117H90ZM81 120H82V122H81ZM93 120V121H94ZM150 120V121H149ZM86 121V122H85ZM166 121V122H165ZM188 121V122H187ZM71 122V123H70ZM80 122V123H79ZM187 122V123H186ZM122 123V124H123ZM141 124V125H140ZM144 124V125H143ZM81 125V126H80ZM107 125V124H106ZM146 125V126H145ZM147 125H149V126H147ZM198 125H200V126H198ZM83 126V127H82ZM109 126V125H108ZM107 126V127H108ZM131 126V125H130ZM263 126H264V124H263ZM132 127V126H131ZM152 127V128H151ZM198 127V128H197ZM82 128V129H81ZM85 128V129H84ZM124 128H126V129H124ZM194 128V129H193ZM203 128V131H204V136H202L201 137V139H199V140H197L191 133L192 132H194V131H196V129L198 130V131H201L200 129H202ZM73 129V130H72ZM75 129V130H74ZM81 129V130H80ZM174 131H173V130ZM193 129V130H192ZM245 129V128H244ZM252 129V128H251ZM250 128H247L246 130V132L248 133V132H254V131H256L255 129H254V131L253 130H251ZM148 130V129H147ZM169 130V131H168ZM190 130H192L191 132H190ZM206 130V131H205ZM251 130V131H250ZM152 131H153V133H155V134H153L152 133ZM245 131V130H244ZM1 132V131H0ZM6 133H3V135H1L2 134V132H1V134H0V140H1V138H2V141H6V140H9L10 139V133L8 132V131H5ZM91 132H93L92 130H91ZM167 132V133H170V135L169 134H167L166 133V135H168V137L170 138V136H171V138L169 139L168 137H166V138H168L166 141L168 142H166L165 141V136L166 135H163V134H165V133ZM175 132V133H174ZM190 132V133H189ZM206 132V133H205ZM256 132H261V129H259V130H257ZM264 131H262V133H263ZM162 133V134H161ZM129 134V135H128ZM191 134V135H190ZM7 135V136H6ZM123 135H125V136H123ZM162 135V136H161ZM173 135V136H172ZM258 135V133L257 134H255V136H257ZM3 136V137H2ZM161 136V137H160ZM164 136V137H163ZM177 136V137H176ZM254 136V137H255ZM261 136V135H260ZM259 136V137H260ZM263 136H264V134H263ZM162 137L164 138V141L162 140ZM179 137V138H178ZM223 137V136H222ZM236 137H237V139H238V135H236ZM236 137H233V138H229L230 139V143H229V145H232V144H234L235 143V145H238V144H236V143H239V141L241 142V140L240 139H238V141H236L237 139H236ZM254 137H251L250 139H252V138H254ZM3 138H6L5 140H3ZM116 138V139H115ZM118 138V139H117ZM148 138H149V140H148ZM260 138H262V137H260ZM96 139V141L95 142H97V137L96 138H94V140ZM114 139V140H113ZM144 139H147V140H144ZM183 139V140H182ZM194 139H196V140H194ZM233 139V140H232ZM236 139V140H235ZM263 140H264V137L262 138ZM107 140H110V142L109 141H107ZM140 140H143L142 142L140 141ZM170 140V141H169ZM174 140H175V142H174ZM185 140V141H184ZM135 141V142H134ZM180 141V142H179ZM182 141H184V142H182ZM199 141V142H198ZM201 141V142H200ZM233 143H232V142ZM236 141V142H235ZM94 142V143H95ZM141 143V144H140ZM232 143V144H231ZM124 144V145H123ZM131 144V145H130ZM173 144V145H172ZM175 144V145H174ZM178 144V145H177ZM229 145H228V147H229ZM240 145V144H239ZM93 146H95V145H93ZM136 146V147H135ZM192 146V147H191ZM179 147H180V149H179ZM190 147V148H189ZM202 147V149H200ZM238 148H239V150L241 149V150H243V151H238V152H245L247 149L248 150H250L248 147L247 148H244V147H242L241 145L240 146H237ZM131 148V149H130ZM136 149V151H134L135 149ZM146 148V149H145ZM182 149V150H181ZM206 149V150H205ZM185 150H187V151H185ZM199 150H201V152H199ZM202 150H205V151H202ZM245 150V151H244ZM247 150V151H248ZM126 151V152H125ZM129 151H133V152H135V153H133V152H129ZM176 151V152H175ZM128 152L129 153H131L130 154V156H128ZM139 152V153H138ZM158 152V153H157ZM180 152V153H179ZM185 154H184V153ZM252 152V153H251ZM171 153V154H170ZM174 153V156H175V153H179L178 154V156H177V160H176V158L173 160L172 158H171V156H172V154ZM248 153V152H247ZM246 152L245 153H243L245 156H244V158H243V160H241V162H242V164H244V165H251V164H255V162L257 163L258 162V166L261 168V164H260V159L258 158L257 160L256 159H254V156L255 155H253V151H252V149H251V151H250V154H247ZM123 154H122V156H123ZM139 154V155H138ZM105 155V159H104V161H103V159H102V161H103V163L104 164H102V166L103 165H105V167H106V161L108 162L109 160L107 159V156H106V154H104ZM125 155H127V157L125 156ZM131 155H133V156H131ZM121 156V157H122ZM186 156V157H185ZM251 156H252V158H251ZM128 157H130V158H132V159H130V158H128ZM173 157V156H172ZM249 159H254V160H256V161H254V160H249ZM157 158V159H156ZM170 158H171V160L172 161H170ZM183 158H185V159H183ZM124 160H123V162H124ZM156 160V161H155ZM168 160V161H167ZM182 160H184V161H182ZM170 161V162H169ZM250 161V162H249ZM162 162V163H161ZM166 162V163H165ZM172 162V163H171ZM182 162V163H181ZM185 163V165H183L184 163ZM252 162H254V163H252ZM164 163V164H163ZM169 163V164H168ZM246 163V164H245ZM251 163V164H250ZM166 164V165H165ZM100 165H101V163H100ZM100 165H98V166H100ZM163 165V166H162ZM253 165H251V167L253 166ZM169 166V167H168ZM163 167H164V169H163ZM251 167L249 166L248 168H250L251 169ZM253 167H255V166H253ZM252 167V168H253ZM202 168H204V169H202ZM106 169V168H105ZM128 169V170H127ZM163 170L162 172H161V170ZM182 169V170H181ZM131 170V171H130ZM146 170V171H145ZM158 170V171H157ZM203 172H202V171ZM169 171V172H168ZM199 171V172H198ZM236 171V172H235ZM121 172V173H120ZM171 172V173H170ZM181 172V173H180ZM197 172H198V174H197ZM179 173L181 174V176H182V178L180 177V179H183V180H180L179 178H178V180H180V181H174V180H176L174 177L177 175H179ZM204 175H203V174ZM146 174V175H145ZM233 174V175H232ZM257 174V173H256ZM120 175V176H119ZM136 175V176H135ZM144 175H145V177H144ZM147 176V177H146ZM221 175H219V177H220ZM256 176H258V175H256ZM260 176H261V178L263 179L262 181H264V173L263 174H260ZM142 177V178H141ZM219 177H217V178H219ZM235 177V178H234ZM146 178V179H145ZM177 178V177H176ZM140 180V182L141 183H139V185H137V184H135V183H133V182H126V181H136V180ZM197 179V180H196ZM233 180V181H232ZM242 180V181H241ZM125 181V182H124ZM214 181V182H213ZM253 181V184H254V186H253V184L251 183V186H250V188H249V186L248 185H250V182H252ZM139 182V181H138ZM210 182H211V184H210ZM234 182V183H233ZM235 182H236V184H235ZM240 182H242V183H240ZM145 185H144V184ZM180 183V184H179ZM212 183H213V185H212ZM224 183V185H221V184H223ZM233 183V184H232ZM239 185H238V184ZM262 183V182H261ZM260 183V184H261ZM35 184H36V187L38 186V184L37 183H34V186H35ZM142 184V185H141ZM178 184V185H177ZM198 184V185H197ZM215 184V185H214ZM242 184V185H241ZM259 184V185H260ZM33 185V184H32ZM205 185H208L209 187H211L210 185H212V187L211 188H209L208 186H205ZM227 185V186H226ZM258 185V186H259ZM13 186H15V183L13 184ZM43 186V185H42ZM42 186L40 185L39 186V188L41 189L42 188ZM139 186V187H138ZM176 186V187H175ZM217 186V187H216ZM236 186V187H235ZM239 186H241V187H239ZM253 186V187H252ZM44 187V186H43ZM183 187V188H182ZM199 187V188H198ZM203 187H205V189L203 188ZM207 187V188H206ZM216 187V188H215ZM228 187V189L227 190H233L232 192L230 191V193L229 194H231L230 196L228 195V193L226 192L227 190H226V188ZM239 187V188H238ZM244 187V188H243ZM252 187V188H251ZM163 188V189H162ZM181 188V189H180ZM219 188V189H218ZM221 188H225L224 190H225V192H224V190L223 189H221ZM235 188V189H234ZM247 188H248V190H250L249 192H248V190H247ZM253 188H254V190H253ZM180 189V190H179ZM184 189V190H183ZM196 189V190H195ZM204 189V190H203ZM208 189H209V191H208ZM236 189H238V190H240V191H237ZM256 189V190H255ZM264 189V188H263ZM194 190V191H193ZM246 190V191H245ZM207 191V192H206ZM228 191V192H229ZM243 191H245V192H243ZM5 192V194H6V196H5V194H4V196H5V198H4V201H6L5 203H7L8 201H9V193H11L10 195L12 196V197H15V193H13V192H11V191H9L8 192V190H6V191H4ZM212 192H214L213 194H211ZM218 192V193H217ZM222 192L224 193V195H225V193L228 195V196H224L223 197V195H222ZM238 192V193H237ZM118 193V194H117ZM156 193H158V194H156ZM193 193V194H192ZM217 193V194H216ZM234 193V194H233ZM246 193V194H245ZM25 194V193H24ZM24 194H22V195H24ZM137 194V195H136ZM161 194V195H160ZM216 194V195H215ZM240 194V195H239ZM242 194V195H241ZM0 195H1V192H0ZM17 196L20 200L23 198V199H25L23 196ZM26 195V194H25ZM40 195V194H39ZM38 194H37V197H41L42 195H40L39 196ZM103 195V194H102ZM101 195V197H104L105 195H106V193L104 194V196H102ZM214 195V196H213ZM220 195V196H219ZM35 196V194L33 195V197ZM122 196V197H121ZM129 196V197H128ZM212 196V197H211ZM222 196V197H221ZM239 196V197H238ZM26 198H27V200H28V197H30V192L29 193H27V195L25 196ZM36 197V196H35ZM34 197V198H35ZM36 197V198H37ZM130 197V198H131ZM171 197H172V199H171ZM229 197H232V198H230L229 199ZM233 197H236V198H242V200L241 201H243L242 202V204H239L236 200H235V198H234V200H233ZM35 198V199H36ZM61 198H63V197H61ZM61 198H58L57 200H55L54 202H50V201H48L47 203L48 204H50L49 205V212L51 213V214H53L54 215V217L55 218H59L60 219V217L62 216L63 218L62 219H58V220H55L54 222H52V224H51V226H46L47 224H45L44 226H43V228L45 229V231H47L48 230V228H49V230L51 231H49L48 230V232H50V233H54V232H57V228L58 227H60L61 225H63V224H65V225H63V226H61L60 228H58L59 230L58 231H61V229L63 228V227H67V225H68V223H69V221L71 222V219L72 218H74L76 215H79V213L80 212H78L77 210H66V209H64V206H65V204H67V202H68V200H60ZM169 200H168V199ZM197 198V199H196ZM207 198H209V199H207ZM219 200H218V199ZM244 198H245V200H244ZM30 199H31V197H30ZM34 199V200H35ZM65 199V198H64ZM119 199V200H120ZM167 199V200H166ZM203 201V202H201V200ZM216 199V200H215ZM58 200H60V202L58 201ZM122 200V199H121ZM132 200V199H131ZM160 200V202H162ZM200 201L202 204L200 205V206H196V204L194 203L195 201ZM205 200V201H204ZM224 200V204L225 203H227L225 206H226V208H225V206H224V204H223V202L221 203V201H223ZM229 200H231L232 202L230 203V201ZM4 201H2L3 203H4ZM56 201H58V202H56ZM123 201H124V199H123ZM129 201H130V199H129ZM168 201H170L169 203L166 202ZM206 201H207V203H206ZM212 201H214V202H212ZM215 201H216V203H218L219 201H220V204H221V206H220V204H219V206H218V204H216L215 203ZM226 201V202H225ZM228 201H229V203H228ZM122 202V201H121ZM119 203V201H118V204H116V203H113V205H114V207H116L117 205L118 206H120V207H122L121 205L122 204H124V203ZM212 202V203H211ZM4 203V204H5ZM47 203H46V205H47ZM53 203V204H52ZM56 205H55V204ZM162 204H165V205H163L162 206ZM206 204V205H205ZM208 204V205H207ZM210 204H211V206H210ZM233 204V205H232ZM111 205V204H110ZM113 205H112V207H113ZM116 205V206H115ZM217 205V206H216ZM228 205H229V207H234V206H237V208H240V209H246V211H247V215H246V217H245V219L244 218H242V219H240V220H228L227 218H224L223 217V215L225 214V209H227V207H228ZM245 205V206H244ZM195 206H196V208H195ZM244 206V207H243ZM124 207V206H123ZM148 207V206H147ZM147 207H145V212L147 213V215H149V214H151L152 213V215L153 214H155V212H157V211H159L158 210V208H152V210H150L151 209V207H148V209H147ZM171 207V208H170ZM203 207V208H202ZM213 207V208H212ZM253 207V206H252ZM63 208V209H62ZM117 208V207H116ZM159 208V209H160ZM225 208V209H224ZM126 209V208H125ZM211 209V210H210ZM212 209H214L213 211H212ZM224 209V210H223ZM248 209H250V210H248ZM252 209V210H251ZM53 210V211H52ZM65 210V211H64ZM121 210H124V208H122ZM129 210V209H128ZM146 210H148V211H146ZM154 210V211H153ZM174 210V211H173ZM67 211V212H66ZM126 211H127V209H126ZM152 211V212H151ZM204 211V212H203ZM208 211H211V212H208ZM57 213V215L58 214H60V216L58 215H55L54 213ZM61 212V213H60ZM125 212V211H124ZM128 213H129V211H127ZM151 212V213H150ZM173 212V213H172ZM207 212V213H206ZM127 213V214H128ZM175 213H177L178 215H176ZM204 213V214H203ZM208 213H210V214H215L216 216H217V219H216V221H213V223H212V225L214 224V226H211V224H208V225H203L204 226V228L203 229H201V225H200V227H197L196 228V226H194V227H192L193 225H188L187 224V222L186 221H182V218L181 217H183V216H187V215H192L193 217H196L197 218V216H198V218H200V217H202V215H204L205 216V214H208ZM62 214V215H61ZM129 214H131V213H129ZM187 214V215H186ZM209 214V215H210ZM251 214V215H250ZM35 215V216H34ZM179 215H181V216H179ZM253 215V216H252ZM42 215H40V213L39 212H36V214L34 213L33 214V216H31V220H33V222L36 220V219H38L39 221L41 220V217ZM178 216V217H177ZM210 216H212V215H210ZM251 218H250V217ZM32 217H34L35 219H32ZM77 217V216H76ZM160 217V218H159ZM166 217V218H165ZM167 217H169V218H167ZM172 217V218H171ZM206 217V216H205ZM204 217V218H205ZM219 217V218H218ZM9 218V217H8ZM71 218V219H70ZM162 218V219H161ZM203 218V217H202ZM250 218V219H249ZM10 219H12V217H10ZM66 219H68V221L66 220ZM70 219V220H69ZM177 219V220H176ZM227 219V220H226ZM16 221V218H13L12 219V221H11V223H10V220H8L7 219V221H9V224L8 225H10L9 226V229H7V228H4V229H0V248L3 250L4 249V247H5V245L7 244V243H9V242H11V239H10V237L9 236H12V237H16L18 240H21V239H23V241H22V245L24 246V247H28V246H30L31 244L32 245H34L36 242H37V240L38 239H40L42 236V233H37L36 234V237L33 235V233L30 231H28V233H27V235L25 236L24 234L26 233H21V232H18V231H16V232H18V233H20V235L19 234H14V236L13 235H10L11 234V229H10V227H14V224H15V221ZM31 220H29L30 222H31ZM37 220V221H38ZM65 221V222H64ZM73 221V220H72ZM164 221V222H163ZM221 221V222H220ZM224 221V222H223ZM58 224V222H59V226L56 224V223ZM61 222H63L62 224H61ZM144 222V223H143ZM163 222V223H162ZM239 222V223H238ZM246 222H248V223H246ZM13 223V224H12ZM17 223V222H16ZM54 223V224H53ZM67 223V224H66ZM220 226H215V225H217V224ZM61 224V225H60ZM159 226H158V225ZM163 224V225H162ZM12 225V226H11ZM16 225V224H15ZM56 225H57V227H56ZM101 225H103V224H101ZM132 225V226H131ZM157 225V226H156ZM206 226L208 227V228H206ZM211 228H210V227ZM238 226H240V227H238ZM46 227H47V230H46ZM144 227H149V228H144ZM150 227H151V229H150ZM191 227V228H190ZM213 227L215 228V229H213ZM136 228V229H135ZM143 228H144V230H143ZM196 228V229H195ZM245 228V227H244ZM7 229V232H5V230ZM150 229V230H149ZM158 229V230H157ZM193 229V230H192ZM9 230V231H8ZM56 230V231H55ZM62 230H64V228L62 229ZM139 230V231H138ZM148 230V231H147ZM212 232H211V231ZM215 230H217V231H215ZM228 230H230L229 232H227ZM14 231V232H15ZM147 231V232H146ZM149 231H152V232H149ZM156 233H155V232ZM199 231V232H198ZM10 232V233H9ZM144 232H146V233H144ZM215 232V233H214ZM141 233H142V235H141ZM230 233V234H229ZM6 236H5V235ZM9 234V235H8ZM23 234V235H22ZM31 234V235H30ZM47 234V233H46ZM147 234H149L148 236H147ZM196 234V235H195ZM229 234V235H228ZM18 235L19 236H23L22 238L21 237H18ZM28 235H30V236H32L31 238H30V236H28ZM146 235V236H145ZM192 235H193V237H192ZM219 235V236H218ZM25 236V237H24ZM28 236V237H27ZM41 236V237H40ZM44 236V235H43ZM150 236V237H149ZM191 236V237H190ZM214 236H216L215 238H214ZM221 236V237H220ZM150 239H149V238ZM233 237V238H232ZM21 238V239H20ZM26 238V239H25ZM142 238V239H141ZM148 238V239H147ZM201 238V239H200ZM147 239V240H146ZM155 241H154V240ZM214 239V240H213ZM33 240V241H32ZM45 239H43V241H42V238H41V243H43V242H45L44 241ZM137 240V241H136ZM150 240V241H149ZM159 240H160V242H159ZM163 240V241H162ZM216 240V241H215ZM220 240V241H219ZM140 241V242H139ZM145 241H147V242H145ZM205 241V242H204ZM218 241V242H217ZM24 242V243H23ZM39 242V241H38ZM151 242H152V244H151ZM161 243V244H159V243ZM174 242V243H173ZM164 243V244H163ZM43 244H45V243H43ZM142 246H141V245ZM154 244H156V245H154ZM176 244V245H175ZM208 245V246H205V245ZM42 245V244H41ZM157 245H159V246H157ZM167 245V246H166ZM173 245H175V246H173ZM195 245V246H194ZM203 245V246H202ZM141 246V247H140ZM153 246V247H152ZM162 246V247H161ZM163 246H165V247H163ZM170 246H172V247H170ZM192 246V247H191ZM201 246V247H200ZM161 247V248H160ZM205 247V248H204ZM208 247V248H207ZM210 247V248H209ZM154 248V249H153ZM206 248H207V250H206ZM144 249V248H143ZM142 249V250H143ZM151 249V250H150ZM160 249V250H159ZM167 249V250H166ZM189 249V250H188ZM232 249V250H231ZM135 250V251H134ZM145 250V249H144ZM152 250H154V251H152ZM156 250V251H155ZM173 250V251H172ZM162 251V252H161ZM164 251V252H163ZM169 251V252H168ZM177 251V252H176ZM154 252V253H153ZM188 252V253H187ZM200 252H201V254H200ZM204 252V253H203ZM229 252V253H228ZM244 254H243V253ZM29 253V252H28ZM33 253V254H32ZM171 253V254H170ZM247 253V254H246ZM249 253V254H248ZM256 253V254H255ZM150 254V255H149ZM168 254V255H167ZM211 254V255H210ZM228 254V255H227ZM29 255H30V258H29ZM29 255L28 254H26L25 255V257H28V260L25 258H23L24 256H21L19 259L18 258H13L12 259V261L10 262V263H7V264H17L18 262V264H20L21 262V264H27L28 262H29V264H30V262H31V264H40V263H43V261L45 262H47V260H48V258L47 257H45V255L44 254H41V253H39V251H33V252H31V254L29 253ZM147 255V256H146ZM159 255V256H158ZM186 255H188V258L190 259H188L187 258V256ZM194 255H195V257H194ZM216 255V256H215ZM256 255V256H255ZM186 256V257H185ZM201 256V257H200ZM250 256H253L252 258L250 257ZM164 257V258H163ZM170 257V258H169ZM194 257V258H193ZM250 257V258H249ZM150 258H151V260H150ZM159 258V259H158ZM161 258V259H160ZM184 258V259H183ZM186 258V259H185ZM191 258H193V259H191ZM202 258H203V260H202ZM210 258V259H209ZM222 258V259H221ZM22 259V260H21ZM199 259V260H198ZM221 259V260H220ZM15 260H17V261H15ZM23 260H25V262L23 263ZM31 260V261H30ZM158 260H159V262H158ZM188 260V261H187ZM220 260V261H219ZM252 260V261H251ZM14 261V262H13ZM145 261H147V262H145ZM156 261V262H155ZM250 263H249V262ZM16 262V263H15ZM133 262V261H132ZM131 262V264H133V263H135V262H133L132 263ZM154 262V263H153ZM257 262V259H255V262L254 263H256ZM253 263V264H254ZM6 264V263H5ZM136 264V263H135Z\"/></svg>","mask_w":264,"mask_h":264}]
</instances>
